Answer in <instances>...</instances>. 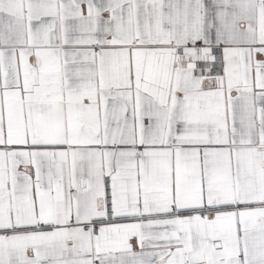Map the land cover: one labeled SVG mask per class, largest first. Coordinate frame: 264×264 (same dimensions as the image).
<instances>
[{
    "label": "snow or ice",
    "instance_id": "1",
    "mask_svg": "<svg viewBox=\"0 0 264 264\" xmlns=\"http://www.w3.org/2000/svg\"><path fill=\"white\" fill-rule=\"evenodd\" d=\"M0 264H264V0H0Z\"/></svg>",
    "mask_w": 264,
    "mask_h": 264
}]
</instances>
